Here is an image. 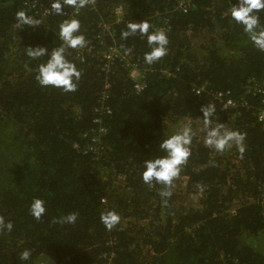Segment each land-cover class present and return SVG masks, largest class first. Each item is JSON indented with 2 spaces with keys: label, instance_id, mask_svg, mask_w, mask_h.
<instances>
[{
  "label": "trees",
  "instance_id": "trees-1",
  "mask_svg": "<svg viewBox=\"0 0 264 264\" xmlns=\"http://www.w3.org/2000/svg\"><path fill=\"white\" fill-rule=\"evenodd\" d=\"M34 1L0 0V216L14 224L12 232L0 231V264H264L258 95L247 97L250 108L233 122L246 137L237 170L233 158L204 146L203 126L193 135L191 156L178 178H188L190 187L201 185L200 209L183 205L173 187L142 180L144 161L166 155L159 144L178 131L180 121L203 122L208 93L229 90L240 99L249 80L264 78V52L228 15L238 0H193L186 11L182 0H94V8L88 5L78 15L66 6L63 15L45 19ZM18 11L43 22L19 29ZM258 15L264 26V12ZM71 18L79 19L78 34L87 40L86 47L66 53L82 73L77 90L42 88L35 77L47 56L31 59L25 49L45 47L50 53L59 47V25ZM144 20L169 40L168 54L152 65L143 60L150 50L146 37L121 39L127 22ZM103 24L111 31L105 43L116 44L140 65L144 90H136L123 63L104 70L97 54ZM106 81L111 114L102 121L103 151H96L89 149L90 131ZM203 86L207 93L200 97L194 89ZM234 113H217L213 123L225 125ZM242 172L247 179L238 177ZM162 190L172 192L166 204ZM243 195L253 200L242 201ZM34 198L46 203L40 220L29 214ZM106 211L121 217L110 231L100 220ZM70 213L78 214L74 224L59 222ZM26 249L31 258L22 261Z\"/></svg>",
  "mask_w": 264,
  "mask_h": 264
},
{
  "label": "clouds",
  "instance_id": "clouds-1",
  "mask_svg": "<svg viewBox=\"0 0 264 264\" xmlns=\"http://www.w3.org/2000/svg\"><path fill=\"white\" fill-rule=\"evenodd\" d=\"M91 0H51V8L49 11L56 15H63L64 8L72 7L79 14L81 9L88 6ZM264 12V0H238L233 4L228 15L231 20L242 26L244 33L249 41L261 52H264V26H261L258 13ZM16 27L23 29L24 27H34L43 22L29 16L24 11L16 13ZM81 23L79 19H65L59 25V47H54L49 53L45 47H27L26 55L31 59H38L47 56V60L41 63L37 69L36 81L42 88H56L65 93H72L77 90V81L81 79L82 73L77 65L67 58V50L82 49L87 46L86 37L80 33ZM139 34L141 37L147 38L149 51L144 53V63L152 65L158 62L168 54V36L163 30H153V26L148 20L140 23L127 22L126 30L121 32V39L127 40L129 37ZM131 53V49L127 50ZM232 101H228L231 104ZM227 106V105H226ZM225 106V107H226ZM203 131L205 133L203 143L204 146L214 150L217 153H223L230 150L233 145L239 151L241 158L246 151L245 134L238 130H231L224 124H215L213 126V117L216 113V105L208 104L201 108ZM264 119V117H261ZM193 139V130L190 126L179 129L175 134L163 139L159 144L160 151L166 153L163 157L148 159L144 161L142 180L149 186L159 184L164 189H171L176 178L181 174L182 166L186 164L191 156V144ZM201 191L203 189L201 188ZM172 192L170 190H162L160 192L161 199L167 203ZM29 214L36 220L42 219L47 214L46 203L43 199L34 198L30 207ZM78 219L77 213H70L62 216L60 223L74 224ZM101 223L107 230H112L121 220L119 214L115 211H106L101 213ZM14 224L11 221H5L0 216V231L12 232ZM31 258V252L24 250L20 254L22 261H28Z\"/></svg>",
  "mask_w": 264,
  "mask_h": 264
},
{
  "label": "built area",
  "instance_id": "built-area-1",
  "mask_svg": "<svg viewBox=\"0 0 264 264\" xmlns=\"http://www.w3.org/2000/svg\"><path fill=\"white\" fill-rule=\"evenodd\" d=\"M193 0H182L180 1L179 5L181 8L186 11L188 8L191 7ZM90 7H95L94 0H91V2L88 4ZM32 7L36 10H39L40 15H42V18L45 19L50 14L54 13L49 11V8H51V0H35L32 3ZM116 14L120 18L123 15V8L118 7L116 9ZM102 34L99 36L100 43L102 45V48L100 51L97 52L98 56L105 62L104 70L109 71V67L113 65L115 62H121L123 63L130 71L131 78L136 82L135 88L138 92L144 90L145 83H142V79H144L143 73L140 70V65L136 63L131 57L125 53L119 46L116 44L109 45L105 43V36L110 34V27L107 24L101 25ZM93 51H95L94 48L88 49L89 54H93ZM79 57L84 60L85 57L83 54L79 55ZM109 90H110V83L109 81H106L104 85V89L101 93L100 102L97 105V107L94 109L95 114V127L90 131L91 133V142L89 144V149H95L103 151L104 144H103V138L106 134V128L102 126V121L104 116L111 114V109L108 106L107 102L109 99ZM194 92L198 96H203L207 93V87H198L194 89ZM208 101L206 105L208 104H215L216 105V113H225V112H235L232 120H229L228 123L225 124V127L231 130H238L236 129L234 125V121L236 120V117L240 116V111L242 109H248L250 108L249 101L247 99L250 95H258L261 99V103L258 107H255L256 110V117L258 123L261 124L263 130H264V119L261 117H264V78L261 80L252 79L249 80L248 85L246 86L245 95L241 97L240 99L233 97V94L231 91H218V92H210L208 93ZM228 101H232L231 104H228ZM227 105V106H226ZM226 106V107H225ZM215 124L219 123H213V126ZM203 125V122H202ZM239 131V130H238ZM222 156L229 157L230 159L233 158L235 160L238 155L237 148L233 145V147L230 150H226L221 154ZM233 164H240V160L236 159L232 162ZM246 200L252 201L253 198L245 197ZM258 203L264 208V184L259 186V194H258ZM231 214H236V208H233L231 210ZM105 257H107L105 255ZM40 264H46V263H40ZM106 264H110V261H108Z\"/></svg>",
  "mask_w": 264,
  "mask_h": 264
},
{
  "label": "rangeland",
  "instance_id": "rangeland-1",
  "mask_svg": "<svg viewBox=\"0 0 264 264\" xmlns=\"http://www.w3.org/2000/svg\"><path fill=\"white\" fill-rule=\"evenodd\" d=\"M186 126H190L192 128L193 135H194L202 128L203 125L201 121H192V119L185 118L184 120L180 121L179 128L177 130L183 127H186ZM215 153L217 155H220V157H223L221 155L222 153H217V152ZM240 165L241 164L239 165L236 164L235 165L236 167L234 169L237 170ZM238 177H240L241 180L247 179L244 172L240 173ZM232 180H233V176L230 178V182H232ZM175 181H177V183L175 184V186H173V190L177 193L178 199L182 201V204L189 208L200 209L202 207L201 202L204 198L203 192L201 191V185L199 184L200 185L199 186V185L193 184L192 187H190V184H191L190 180H188V178L186 177H183L181 179L176 178ZM241 200L248 201L246 200L245 195L241 196Z\"/></svg>",
  "mask_w": 264,
  "mask_h": 264
}]
</instances>
